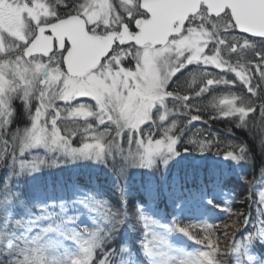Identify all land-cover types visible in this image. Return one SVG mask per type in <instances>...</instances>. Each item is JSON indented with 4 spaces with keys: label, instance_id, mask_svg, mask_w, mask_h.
<instances>
[{
    "label": "snow or ice",
    "instance_id": "6c2138e0",
    "mask_svg": "<svg viewBox=\"0 0 264 264\" xmlns=\"http://www.w3.org/2000/svg\"><path fill=\"white\" fill-rule=\"evenodd\" d=\"M249 53L258 59H247ZM192 65L197 72L191 73V92L173 89L182 70ZM227 73H234L250 95L229 90L217 98L213 86L236 83ZM198 79L199 86L192 88ZM260 82L264 0H0V168L9 170L0 185V264H264V192L253 219L230 207L233 193L225 188L227 173L252 158L246 142L230 143L221 155L211 138L189 141L202 154L216 146L218 160L213 173L193 181L192 187L184 183L174 190L171 222L156 219L158 213L148 206L160 191L149 181L136 204L145 259L118 238L120 226L127 223L129 195L118 176L113 187L122 201L115 208L100 192L75 182L28 190L11 179L38 173L42 166L84 161L105 168L111 161L115 169L119 156L127 166L146 170L142 174L160 172V183L167 185L171 165L181 156L176 133L187 131L178 128V117H187L188 125L206 123L199 106L206 94L212 96L208 120L223 119L246 129L264 154ZM20 107L30 124L13 130ZM64 120L76 127L62 130L58 121ZM81 120L83 124L76 123ZM78 130L82 143L73 147L70 136ZM125 139L136 145L127 155ZM39 149L63 159L54 157L49 163L33 156ZM37 179L32 175V181ZM239 179L255 183L243 173ZM260 182L264 184V167ZM217 191L224 194L223 201L211 194ZM192 204L199 215L182 218ZM216 212L237 217L225 225L232 229L227 249L220 247L211 222ZM174 233L182 234L174 237L175 246L167 239ZM229 235L226 231L225 238ZM187 241L200 247L189 251Z\"/></svg>",
    "mask_w": 264,
    "mask_h": 264
},
{
    "label": "trees",
    "instance_id": "16d2710c",
    "mask_svg": "<svg viewBox=\"0 0 264 264\" xmlns=\"http://www.w3.org/2000/svg\"><path fill=\"white\" fill-rule=\"evenodd\" d=\"M258 39V38H257ZM235 57V54H233ZM235 59V58H234ZM247 59H258L255 57L254 53H249ZM184 72L183 76H180L179 80H176L172 84V88H179L181 92H191L189 85L192 81L191 73L193 70H182ZM255 70H253L254 72ZM178 76L180 74H177ZM259 79L254 75L253 85L256 86ZM199 86V81L197 84L192 85V88H197ZM221 87V86H220ZM220 87H214L216 90L213 93L217 98L221 95L218 93ZM227 88V86L225 87ZM260 88L264 89L263 83L260 84ZM229 91V90H228ZM232 92L237 95H242L244 87L241 85H236L232 87ZM250 95V93H248ZM212 99L211 95L206 94L201 98L199 106L201 108L200 114L204 117L206 123L203 121H195L192 125L187 124V117L179 116L177 120L178 128H186L187 131L183 134L177 132L180 135V142L177 144V149L181 152L182 158L177 161H173L170 173L169 182L167 185L160 183V172H156L154 177H150L146 174H142L146 170H141L138 168L130 167L125 164L121 157H117L116 167L113 169L112 162L110 161L107 168L102 165H93L84 162L80 163L78 169H67L65 166L60 167H43L38 173L31 175H26L24 177H12V183L15 184L16 181L20 180L21 188H27L32 190L34 185L40 188L50 187L53 182H75L79 184L82 188L92 189L94 191L100 192L101 199L106 200L113 208L121 206V195L113 187V182L119 177V184L121 187H126L128 195V204L126 209L127 223L120 226L118 231V238L121 239L128 247L132 248L134 255L139 253V258L145 259L143 257L141 250V241L144 239V226L143 222L138 215V209L136 208L137 199L143 196V190L146 185L149 184L151 180V186L156 188L159 187V195L152 201L148 202V206L154 209L158 215L156 219L167 222H171L172 217L175 213L174 206L170 196L174 193V190L180 188L184 183H187L188 187H192L193 181L199 182V180L207 174H211L215 171L216 162L218 157L216 155L218 148L213 146L211 150H206L203 154L199 149L190 143L189 141L193 138L199 137L202 139L211 138L214 145L218 144L219 151L221 155L227 149L230 143L235 142H246L248 147L251 149L252 158L243 166L242 169H237L236 172L229 171L227 173V183L225 188L233 193L232 199L230 201V207L239 213L249 212L253 219L256 217L257 203L259 200V193L264 192V184L260 182V169L264 167V154H262L258 141H254L252 134L246 129L236 128L234 124H230L227 121L220 120H208V115L213 111L210 106V101ZM256 99V97H252ZM19 104V102H17ZM257 106H259V100H257ZM194 111V110H193ZM251 115V114H250ZM61 123L62 130L66 127L67 129H72L76 127L70 120H64ZM77 124H83V121H77ZM30 124L29 118L26 116L24 109L20 107L18 109V115L16 117V122L12 125L13 130L16 128L23 129L25 126ZM251 126V125H250ZM159 138V135L156 136ZM10 139V138H9ZM71 143L74 146H79L82 143V135L80 131L71 139ZM124 148V155H127L129 151H135L136 145H129L126 139L122 144ZM0 149H3L2 140H0ZM185 149H188L187 155L184 156ZM9 150H11V145H9ZM17 155L19 154V149H16ZM188 156V157H187ZM29 159V158H28ZM50 163V161H49ZM123 166V171L121 172V167ZM8 169L0 168V185L4 182L6 176L8 175ZM241 173L246 175L248 180H254V185L250 186L239 179ZM32 175L38 177L36 181H32ZM29 183L25 184L24 182ZM178 194V192L176 193ZM212 195L216 197L217 200L223 201L224 194L221 192H212ZM251 205V207H249ZM34 212L38 209L33 208ZM22 215V213H21ZM95 215V213H93ZM199 215L194 204L190 205V211H186L184 217L189 216L195 218ZM228 216L226 213L216 212L215 215L211 217V222L216 224L217 234L220 238V247L227 249L232 243V229H226L222 227V224L226 222ZM91 224V221H87ZM105 227H111V225H104ZM249 229L252 228V224L247 225ZM244 225L241 224L240 231H243ZM229 232L230 235L225 238V232ZM176 235L182 234H172L168 236L167 239L171 244L175 245L174 237ZM235 237L239 239V232L234 233ZM186 240V238H183ZM188 250L191 251L193 248L200 247L193 244L191 241H187ZM99 258V254L97 256ZM222 259L227 260V257H222Z\"/></svg>",
    "mask_w": 264,
    "mask_h": 264
},
{
    "label": "rangeland",
    "instance_id": "374dc122",
    "mask_svg": "<svg viewBox=\"0 0 264 264\" xmlns=\"http://www.w3.org/2000/svg\"><path fill=\"white\" fill-rule=\"evenodd\" d=\"M233 63H235V59H233ZM188 70H193L194 72H197V69H196V66L195 65H192V66H189L188 68H187ZM212 69V68H211ZM209 70V69H208ZM214 71H216V74H218V75H224L223 73H220L219 72V70L218 69H213ZM253 70H255V68H254V66H253ZM254 73H255V71H254ZM227 75V78H229V79H231V80H235L236 81V83H235V85H229V86H227V90H222V91H224L225 93L224 94H222V95H225L226 94V92L228 91V90H232V87L233 86H236V85H241L242 87H244L242 84H240V82L236 79V77H235V75H234V73H227L226 74ZM256 75V78L257 79H259V75H258V73H256L255 74ZM197 81H199V79L197 80ZM261 83H263V85H264V82H260V84ZM213 87H217V86H213ZM223 87H225V86H223ZM222 95H220V96H222ZM242 95H244V96H249V94H248V92H247V90L244 88V91H243V94ZM219 96V97H220ZM218 97V98H219ZM57 103L58 104H60V103H62V102H60V101H57ZM71 121V120H70ZM82 121V120H81ZM73 138V136H70V142H71V139ZM71 145L73 146V147H80L81 145H79V146H74L72 143H71ZM181 153V152H180ZM39 155V156H42V157H44V158H46L48 161H50L51 162V160H52V158H54V157H58L59 159H63V157L62 156H59V154H57V153H51V154H46L45 152H44V150L43 149H39V150H33V156H35V155ZM187 155V154H186ZM185 156V155H184ZM188 157V156H187ZM29 159H32L33 157H28ZM179 158H182V154H181V156L179 157ZM179 158H177V160L179 159ZM176 160V161H177ZM84 162H86V163H88V164H90L91 166H93L94 164L92 163V162H87V161H84ZM84 162H78V163H76V164H71V163H69V164H62L63 166H65V168H67V169H78V166L80 165V163H84ZM61 165V166H62ZM93 167H95V166H93ZM236 213H239V212H236ZM248 214H250L249 212H246L245 213V215H248ZM252 217H253V214H252ZM234 219H237V217L234 215L233 217H232V219H227L226 220V222H224L223 224H222V227L223 228H225V225H231L232 224V221L234 220ZM242 219V218H241ZM169 242V241H168ZM170 243V242H169ZM171 244V243H170ZM173 246H175L174 244H172Z\"/></svg>",
    "mask_w": 264,
    "mask_h": 264
},
{
    "label": "bare ground",
    "instance_id": "6f19581e",
    "mask_svg": "<svg viewBox=\"0 0 264 264\" xmlns=\"http://www.w3.org/2000/svg\"><path fill=\"white\" fill-rule=\"evenodd\" d=\"M208 71H211V72H213V73H215L216 74V71H214L213 69H211V68H209V70ZM222 90H227L225 87H223V86H221L220 88H219V90H218V93H220L221 95L222 94H224L225 92L224 91H222ZM227 93V92H226Z\"/></svg>",
    "mask_w": 264,
    "mask_h": 264
},
{
    "label": "water",
    "instance_id": "95a60500",
    "mask_svg": "<svg viewBox=\"0 0 264 264\" xmlns=\"http://www.w3.org/2000/svg\"><path fill=\"white\" fill-rule=\"evenodd\" d=\"M183 154H184V155H186V154H187V152H184Z\"/></svg>",
    "mask_w": 264,
    "mask_h": 264
}]
</instances>
